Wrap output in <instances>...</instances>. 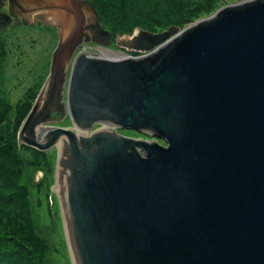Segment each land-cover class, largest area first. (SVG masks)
<instances>
[{"label":"water","instance_id":"95a60500","mask_svg":"<svg viewBox=\"0 0 264 264\" xmlns=\"http://www.w3.org/2000/svg\"><path fill=\"white\" fill-rule=\"evenodd\" d=\"M22 1L59 40L18 141L62 143L74 264H264V0L115 36L90 0ZM90 26L124 50L77 53Z\"/></svg>","mask_w":264,"mask_h":264},{"label":"trees","instance_id":"16d2710c","mask_svg":"<svg viewBox=\"0 0 264 264\" xmlns=\"http://www.w3.org/2000/svg\"><path fill=\"white\" fill-rule=\"evenodd\" d=\"M90 1L98 13L99 23L112 36L131 32L137 26L151 31L164 30L173 25L183 28L198 17L196 8L184 7L188 2L186 0ZM173 1H178V4ZM180 1L184 5H180ZM32 102L28 96L23 106L18 108L17 105L15 110L11 109L12 104L0 90V264H43L49 249L47 238L36 231L38 226L32 215L30 187L20 179L24 167L29 164L39 166L46 156L45 151L21 143L20 146L37 153L36 160L26 162L17 150V131ZM8 113L12 120L5 122ZM39 170L46 176L45 171L36 168L31 180L33 185L43 182L45 178L35 179Z\"/></svg>","mask_w":264,"mask_h":264},{"label":"rangeland","instance_id":"374dc122","mask_svg":"<svg viewBox=\"0 0 264 264\" xmlns=\"http://www.w3.org/2000/svg\"><path fill=\"white\" fill-rule=\"evenodd\" d=\"M186 1L190 3L185 2L184 5L183 2L180 1V5L183 4L185 8H196L195 10L198 12V17H196L195 20L197 21L212 15L223 5L243 0ZM173 2L174 4H178V1ZM51 22L56 24L55 20H51ZM48 30V28L40 29L37 26H21L9 28L0 35V90L4 98L12 104L11 109L15 110L17 105L18 108L23 106L29 96L31 101H33L28 111L29 113L43 87L49 74L51 57L56 46V40L52 38ZM84 47L85 49L88 47H95L124 50L119 48L115 42L110 45H105L93 41L86 43ZM32 95L34 97L33 99ZM14 110L11 112L13 113ZM9 119L11 118L8 113V117L6 116L4 121L8 122ZM62 123L61 125H70V117ZM122 130L135 136L154 139L152 136H145L146 133H141L136 130L125 128ZM18 131L17 143L19 146L17 150L19 155L23 157L26 162L29 160H36L35 155H37V153H34V150L28 149L25 146H20L21 143L18 141ZM158 140L159 142L165 143L161 139ZM44 151L46 152V156L42 163L39 166L29 164V166L24 167V174L20 179L30 187L32 215L34 220L37 221L35 224L38 226V228L36 227V231L49 241V249L46 257L43 259V264H74L62 209L61 200L63 192L55 189L58 185L59 178V149L58 146H55ZM36 168H41L45 171L46 176H43L40 172H36L40 175L39 178H45L43 182L33 185L31 180Z\"/></svg>","mask_w":264,"mask_h":264},{"label":"flooded vegetation","instance_id":"af4514ba","mask_svg":"<svg viewBox=\"0 0 264 264\" xmlns=\"http://www.w3.org/2000/svg\"><path fill=\"white\" fill-rule=\"evenodd\" d=\"M25 3L22 0H0V28H3L0 31V35L9 28L14 27H39L40 29L48 28L49 33L52 35V38L56 40V44L59 40L58 26L55 23L51 22V15L46 12V10H41L35 14L30 11V8L25 6ZM36 15V16H35ZM93 24V23H92ZM90 30L87 31V34L84 36V42L79 45L77 53L85 50V44L96 41L99 38L97 30L93 27H89ZM96 39V40H95ZM97 42V41H96ZM115 42L112 38V43ZM56 47V46H55ZM54 49V48H53ZM66 94V93H65ZM66 97V95H65ZM53 112H56L54 109ZM68 117H66L62 122H64ZM62 122L53 124L61 125Z\"/></svg>","mask_w":264,"mask_h":264},{"label":"bare ground","instance_id":"6f19581e","mask_svg":"<svg viewBox=\"0 0 264 264\" xmlns=\"http://www.w3.org/2000/svg\"><path fill=\"white\" fill-rule=\"evenodd\" d=\"M58 146H59V150L61 151L62 150V143H58ZM56 190H61V192H63L64 191V188L63 187H58V185H57V187L55 188ZM63 194V193H62ZM63 212L65 213V208L63 207Z\"/></svg>","mask_w":264,"mask_h":264}]
</instances>
